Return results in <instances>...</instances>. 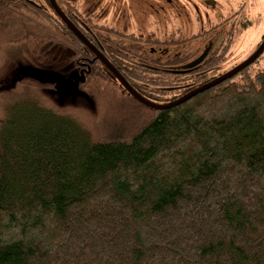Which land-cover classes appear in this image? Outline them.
Listing matches in <instances>:
<instances>
[{
    "label": "trees",
    "instance_id": "1",
    "mask_svg": "<svg viewBox=\"0 0 264 264\" xmlns=\"http://www.w3.org/2000/svg\"><path fill=\"white\" fill-rule=\"evenodd\" d=\"M37 29L2 38L26 44L10 61L49 62L55 34ZM68 42L80 89L118 83ZM102 54L146 100L180 98L148 90L137 57ZM240 75L165 110L118 83L142 121L126 133L84 124L51 83L0 88V264H264V71Z\"/></svg>",
    "mask_w": 264,
    "mask_h": 264
},
{
    "label": "flooded vegetation",
    "instance_id": "2",
    "mask_svg": "<svg viewBox=\"0 0 264 264\" xmlns=\"http://www.w3.org/2000/svg\"><path fill=\"white\" fill-rule=\"evenodd\" d=\"M257 3L264 0H0V12L55 34L46 48L52 43L53 48L75 47L68 42L70 34L76 35L62 18L66 17L101 54L109 49L137 57L148 90L150 82L163 83L152 88L171 99L224 77L256 52L264 40L249 56L230 63L237 33L251 27L249 20L261 14L254 7Z\"/></svg>",
    "mask_w": 264,
    "mask_h": 264
},
{
    "label": "rangeland",
    "instance_id": "3",
    "mask_svg": "<svg viewBox=\"0 0 264 264\" xmlns=\"http://www.w3.org/2000/svg\"><path fill=\"white\" fill-rule=\"evenodd\" d=\"M254 7L257 8L261 14L260 16L249 20L253 24L251 27L247 30H239L237 33L231 49V65L236 64L241 59L249 56L250 53L258 47L259 43L264 40V3L254 4ZM28 21L26 19L20 20L16 18H9L0 21L1 89L10 87L23 76L31 78L35 77V79L38 78L39 81H46L48 83L56 81L53 85L55 86L54 88L57 89L54 91L57 103L62 106L68 105L67 107L69 111L72 109L71 112L79 114V116L81 114L83 123L89 125L90 127H94L96 129L103 128L104 130L110 131L114 129L113 126L119 125L123 129L122 131L125 130L124 132L126 133L128 131H132L131 129L135 128L136 125L139 124L138 122H142L139 118H137L132 109L134 105L131 106V102L129 100H124L127 96L123 93L120 87V82L116 81L115 78H112V80H115L120 85L111 81L105 86L95 87L83 85L80 89V84L82 83V80L80 79H83V76L77 72V68H75L73 64V53L70 50L54 47L51 52L49 62L41 64L39 66L40 69L30 66L32 62L26 61L25 59L20 58L10 61L9 58H16V52L25 48L26 44L23 43L21 45L17 44L16 46H12L8 45L5 41L11 39L10 37L12 33H16V31H12L14 28L20 25L22 26L24 25V22L27 23ZM28 25L30 24L28 23ZM31 25L34 29H36V32L39 33L40 30H38L34 24ZM2 38H5L6 40L3 41ZM244 71H249L251 75L264 71V53L255 63L244 69ZM240 77L241 75H239L236 79L239 80ZM59 82H62L61 85H63H60L61 89H59ZM77 83L78 90L83 95L75 98L69 93V91L66 93L65 91L68 89L63 87L67 86L73 88ZM51 88L52 87H47V90H50ZM122 88L127 91L124 87ZM152 90L157 93L160 92V89L158 90L156 88H152ZM21 91L22 90L16 91L13 97L19 96ZM54 95L52 96L54 97ZM40 96L47 104L50 105V101L48 100L49 97L46 96L45 92L41 91ZM162 98L169 99L165 94ZM155 103H157V101Z\"/></svg>",
    "mask_w": 264,
    "mask_h": 264
},
{
    "label": "water",
    "instance_id": "4",
    "mask_svg": "<svg viewBox=\"0 0 264 264\" xmlns=\"http://www.w3.org/2000/svg\"><path fill=\"white\" fill-rule=\"evenodd\" d=\"M62 18L69 25V27L72 29V31L75 33L76 37L79 38L80 40H82L92 50V52L94 54H96V56L100 59V61L112 73V75L115 77V79L118 80L120 82V84L128 91V93L131 96H133L136 100H138L140 103L145 105L146 107H149V108L154 109V110H165V109H170L172 107L178 106V105L186 102L187 100L191 99L192 97H194V96H196V95H198V94H200V93H202V92H204L210 88L216 87L219 84H222L229 79H232L235 75L239 74L244 69L248 68L253 63H255L264 53V41H263V43L260 45V47L256 50V52L247 61H245L243 64L239 65L237 68H235L233 71H231L230 73H228L224 77H221V78H219V79H217V80H215L209 84L204 85L203 87H201L195 91H192L191 93L183 96L182 98L178 99L177 101H175L173 103H170L168 105H158V104H155L151 101L146 100L139 93H137L131 87V85L124 78H122V76L115 69H113V67L108 62V60L97 49H95L92 45H90L86 41V38L72 25L70 20H68L66 17H62ZM245 28H247V26ZM203 57L201 59H203ZM201 59L198 62H200ZM23 77H25V76H23ZM20 79H21V77H20ZM60 80H61V78H60ZM41 82L48 83L46 81H41ZM49 82H51V81H49ZM54 82H56V81H52L51 84H54ZM61 84H62V82H59V89H61V87H60ZM75 85L76 86L73 88H70L67 86H64L63 88L68 89L67 91L64 90L66 93H68V91H69V93L72 94L75 98H78L80 95H83V94L78 90V86H77L78 83ZM61 86H63V85H61Z\"/></svg>",
    "mask_w": 264,
    "mask_h": 264
}]
</instances>
